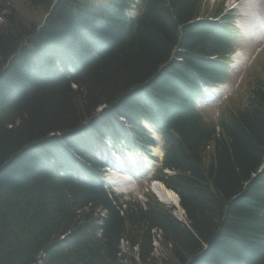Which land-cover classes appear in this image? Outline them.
Here are the masks:
<instances>
[{
    "label": "trees",
    "instance_id": "1",
    "mask_svg": "<svg viewBox=\"0 0 264 264\" xmlns=\"http://www.w3.org/2000/svg\"><path fill=\"white\" fill-rule=\"evenodd\" d=\"M132 3L0 0V264H264V68L253 65L217 121H207L187 96L224 78L234 32L206 22L221 8L141 0L131 18ZM89 34L100 40L88 46ZM72 47L96 57L69 80L50 72L54 64L41 75L22 56L29 49L54 62ZM153 104L169 118L155 176L180 194L183 221L150 193L124 201L58 175L55 164V174L46 169L57 143L74 165L90 164L114 110L153 115ZM85 120L81 139L59 133Z\"/></svg>",
    "mask_w": 264,
    "mask_h": 264
},
{
    "label": "bare ground",
    "instance_id": "2",
    "mask_svg": "<svg viewBox=\"0 0 264 264\" xmlns=\"http://www.w3.org/2000/svg\"><path fill=\"white\" fill-rule=\"evenodd\" d=\"M237 4L240 6V9L242 10V12L243 11L245 12V16L242 22L243 33L249 36H255L257 38L260 37L262 34H264L263 32L264 19H261L259 16V13L256 12L255 9L251 7L252 4L256 5V0H242L241 3H237ZM262 39L264 40V38ZM50 54H53V53H50ZM22 56H24V59L29 61L31 64H34V63L37 64V65L34 64L32 69L40 71L42 73L41 75H44V76L46 73V68L49 65L54 63L48 58L38 57L36 53L29 51V49L24 51ZM89 57L90 59H94L96 57V52L95 51L92 52L89 55ZM233 60L235 61V63H237L238 61H240V56L238 54H234ZM76 62L78 63V65H82L81 60L77 59ZM50 72L54 73L59 78H62L64 80H69L70 75L63 69H58L55 66H53ZM219 89L223 90L224 87H220L214 90H209L207 91V93H210V95H215L216 92L220 91ZM89 117L91 118V120L94 119L96 117V113L93 111ZM132 117H133V114L124 109L114 110V114L111 117L112 126L110 129L103 126L100 130L101 136L103 138L106 136H110L109 135L110 133H112L115 130L120 129L122 121L131 120ZM84 122L86 125L88 124V120H85ZM63 132H64V135H63L64 137L71 138V139L79 140L82 137H84L83 135L84 131H83L82 125H74L73 127L65 129L59 133H63ZM59 133H56V134L59 135ZM87 139L88 137L86 138V140ZM57 144H58L57 147H53L49 150L48 152L49 154H47L46 160L43 161L44 165L48 164V167L46 166V169L48 171H51V169L49 168V165H50L52 168L51 173L55 174L56 172H53L55 171V169H53L54 164H55V166L58 169L63 168L61 171L67 174L70 178L79 181L81 178V175L85 173L86 162L79 159L80 160L79 164L77 167H75L74 155L64 153L63 151H61V148H59V146H62V144L60 143H57ZM152 149H153V153L159 156L161 155V152L159 151V149L157 148H152ZM40 166L41 165H39V167ZM154 166H155V163L152 160L146 157L140 158L138 154L133 153V152L128 153L127 157L120 159L118 162L114 164L113 170L110 173L109 183L113 187H115L118 191H128L130 189H135V182H137L140 179H144L146 176H148V174L151 172ZM125 169L131 173L125 172ZM122 170H123V176H122ZM184 188L187 189V187H184ZM152 189L160 200L158 202L171 208L173 215L178 220L183 221L184 220V210L180 205V194L174 190L170 191V190L164 189L159 183L153 184ZM255 259H256L255 257L251 258V260H254V261ZM196 260H197L196 258L194 260L189 259V264H194V262L198 263Z\"/></svg>",
    "mask_w": 264,
    "mask_h": 264
},
{
    "label": "rangeland",
    "instance_id": "3",
    "mask_svg": "<svg viewBox=\"0 0 264 264\" xmlns=\"http://www.w3.org/2000/svg\"><path fill=\"white\" fill-rule=\"evenodd\" d=\"M242 0H236V2H241ZM232 3V0H227L226 1V4H227V7H229V5ZM257 3H259V5L258 6H260V4L261 3H263L264 4V0H257ZM256 10H258V7L256 8ZM233 11H235L236 12V14H237V17H240L239 16V14H240V12L238 11V10H234L233 9ZM259 11V13L261 14V16L262 17H264V5H262L261 6V10H258ZM251 41V43H252V45H251V47L250 48H248L247 46H245L240 52H241V54L243 55V56H245L246 57V59H248V60H250L251 59V57H252V55L254 54V52L256 51V49H257V47H258V45H261V44H259V43H257V42H255L254 40H250ZM230 86V85H229ZM207 110L211 113L212 111H213V109H212V106L211 107H209V108H207ZM143 184V183H142ZM145 185V184H144ZM141 187V185H139L138 184V189ZM137 189V191H131L130 193H133L134 195L135 194H142L141 192L144 190L145 191V188L144 187H142V189H140V192H139V190ZM156 256H158V252L157 253H154Z\"/></svg>",
    "mask_w": 264,
    "mask_h": 264
}]
</instances>
